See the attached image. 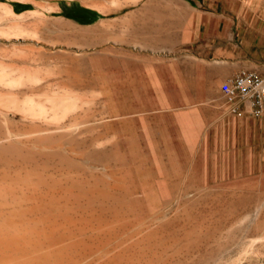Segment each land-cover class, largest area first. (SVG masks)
I'll list each match as a JSON object with an SVG mask.
<instances>
[{
    "label": "rangeland",
    "instance_id": "374dc122",
    "mask_svg": "<svg viewBox=\"0 0 264 264\" xmlns=\"http://www.w3.org/2000/svg\"><path fill=\"white\" fill-rule=\"evenodd\" d=\"M261 68L264 0H0V264H264Z\"/></svg>",
    "mask_w": 264,
    "mask_h": 264
},
{
    "label": "built area",
    "instance_id": "2783aa9c",
    "mask_svg": "<svg viewBox=\"0 0 264 264\" xmlns=\"http://www.w3.org/2000/svg\"><path fill=\"white\" fill-rule=\"evenodd\" d=\"M220 88L234 115L264 117V68L242 70Z\"/></svg>",
    "mask_w": 264,
    "mask_h": 264
},
{
    "label": "crops",
    "instance_id": "0c3cea01",
    "mask_svg": "<svg viewBox=\"0 0 264 264\" xmlns=\"http://www.w3.org/2000/svg\"><path fill=\"white\" fill-rule=\"evenodd\" d=\"M138 22V12L135 9L128 8L119 11L118 7L101 6V24H138ZM147 24H151V22H148ZM131 62V57H121L119 60L120 70L131 69L133 66ZM119 74L124 76L128 75L127 72H120Z\"/></svg>",
    "mask_w": 264,
    "mask_h": 264
},
{
    "label": "bare ground",
    "instance_id": "6f19581e",
    "mask_svg": "<svg viewBox=\"0 0 264 264\" xmlns=\"http://www.w3.org/2000/svg\"><path fill=\"white\" fill-rule=\"evenodd\" d=\"M73 67V66H72ZM70 70H71V68H70ZM113 85V84H112ZM119 97V96H118ZM147 106V105H146ZM127 167V166H126ZM130 169V168H129ZM127 172V171H126ZM75 185V184H74ZM77 186V185H76ZM39 256V255H38ZM54 257V256H53ZM51 258V257H50ZM48 260V259H47Z\"/></svg>",
    "mask_w": 264,
    "mask_h": 264
}]
</instances>
